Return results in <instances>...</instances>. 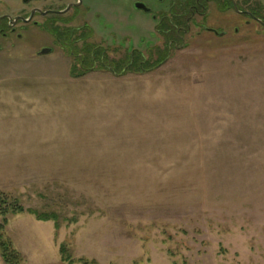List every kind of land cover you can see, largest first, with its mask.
I'll use <instances>...</instances> for the list:
<instances>
[{"label": "rangeland", "instance_id": "374dc122", "mask_svg": "<svg viewBox=\"0 0 264 264\" xmlns=\"http://www.w3.org/2000/svg\"><path fill=\"white\" fill-rule=\"evenodd\" d=\"M15 1L0 0V14H15L22 6ZM81 1L92 12L71 9L62 17L68 25L55 28L75 38L88 34L87 43L102 44L115 59L130 53L129 44H163L156 21L134 0ZM144 1L154 13L170 6ZM236 2L260 7L264 17V0ZM49 3L32 5L46 10ZM208 6L207 16L182 32L183 46L146 73L97 69L74 79L72 55L45 25L0 40V212H8L0 213V225L7 219L3 233L23 264L28 256L9 224L39 220L30 210L57 217L34 228L35 237L54 226L53 246L40 237L48 255L34 264H68L62 244L74 264H264V26L214 1ZM46 47L54 52L38 53ZM115 78L127 97L139 98L142 89L143 102L131 99L136 106L128 112L122 103L116 112H88L89 120L107 124L103 131L102 122L94 129L84 121L79 131L71 122L66 131L34 132V112L62 118L75 86ZM14 205L24 211L10 212Z\"/></svg>", "mask_w": 264, "mask_h": 264}, {"label": "flooded vegetation", "instance_id": "af4514ba", "mask_svg": "<svg viewBox=\"0 0 264 264\" xmlns=\"http://www.w3.org/2000/svg\"><path fill=\"white\" fill-rule=\"evenodd\" d=\"M11 1L14 2V0H9V2H11ZM19 1L17 3L15 1V3L17 5L20 4L22 6H19V9L17 10V12H15V14H12L10 12H4V11H3V13L1 12V14H0V40L11 38V36H13V35H16L18 38L21 39L25 36L22 31L23 30L27 31L29 29L30 25H32V26H34V25H37V26L45 25V27L48 29V30L47 29L46 30L51 33L53 43H55V45L61 47L64 52H67L70 55H72V57L74 59V63L76 62L75 61V59H76L75 51L77 50V45H81L80 48H78L79 50L84 49L86 47V44L94 45L95 47H102V48L106 49V47H104L102 44L96 45L95 43H87L85 40L86 35H84V34H83V36H79V37L75 38L73 35H71L72 33H70V31H68V29L64 30V32H63L64 28H61V27L55 28V24H57V23L63 24L65 26L68 25V23H66V20L62 17L71 9L79 12V11H81L82 8H84V9H88L90 12H92L88 7H84L82 5L81 0H77V1L70 0V2L67 5L59 7V8H52V6L61 0H49L51 3H49V6H47L48 8L46 10H41L39 7L32 5L35 1H38V0H19ZM39 1L45 2L48 0H39ZM158 1L162 2L164 0H158ZM169 1H170V6L168 8V11L167 12L162 11L159 13H154V8H152L149 5V3H147L144 0H134L133 1V6L135 8H136L137 2L145 3L147 5V7L150 8L149 12H146V11L138 9V8H136V9L141 11V12L150 14L152 19L156 21L155 32L159 37H161L163 44L157 45V44L153 43V45H151L146 50H140V48L134 46V44H132V45L129 44L128 47L129 48L131 47V48H130V53H128V54H132L135 51H139L143 55H145V57H148L151 49L154 50V48H157V47L161 48V49H165L166 46H168L170 49V52L173 55V52H175L177 50V48L180 47V44H182V46L184 44V37L185 36L183 35L182 32H184V33L188 32L190 27H191V24H194V25L197 24V20L195 18L196 16H198V15H200L202 17L207 16L208 10H209L208 3L212 2V1H214L217 8H219V10H221V11L226 10V9H231L230 6L226 9L225 8L223 9L221 7V5H223L225 2H228L230 5H232V8L234 10H236L239 14L246 15V16L250 17L252 20L257 21L262 26H264V17H263V15L260 14V12L254 13L252 10L250 11V10L243 9V8H241L240 3L236 2V0H196L195 4H192L191 6H189V8H188V10H190L189 14H187L185 12L184 14L179 13L176 15L171 13L172 5L174 4V2L176 4H178L179 2L180 3L186 2V0H169ZM238 5L240 6V8ZM11 7H12L11 3H9L7 11L11 10ZM236 7H237V9H236ZM181 8H182V5H181ZM36 15L44 16L46 18V21H48V22L45 21V23H40V22L34 21V17ZM175 16H177V17L180 16L179 20L181 19V17L184 16L185 20H186V26L183 24H180V25L176 24L174 21ZM166 23L172 24L173 27L175 28V31H172L173 29L171 30V29L164 28V24H166ZM160 26H163L161 28L162 32H161V29L159 30ZM202 27H204V26H202ZM210 31H212V30H210ZM212 32H215V30H213ZM222 34L223 33H221L220 35H222ZM165 35L169 36L168 41H166ZM2 49H3V47L0 44V51ZM45 49H50V52L48 54H51L52 52H54L53 47H46ZM41 51L42 50H40L38 53H41ZM106 52H107V49H106ZM48 54H46V55H48ZM170 58H168V60ZM163 64H161L159 67H161Z\"/></svg>", "mask_w": 264, "mask_h": 264}, {"label": "crops", "instance_id": "0c3cea01", "mask_svg": "<svg viewBox=\"0 0 264 264\" xmlns=\"http://www.w3.org/2000/svg\"><path fill=\"white\" fill-rule=\"evenodd\" d=\"M74 79H81V78H74ZM78 81V80H75ZM121 79L115 80H107L102 81L101 79L97 80L95 79L92 81V85L87 87H79V89L75 88L73 89V92L69 93V104L70 106H66L71 109V112H61L64 113L62 118H58L59 112H34V122L37 125H34V132L40 131V132H60V131H66V128L70 127V123L72 122L76 126L80 127H74L72 128L74 130H81L82 123L85 121V124H88V126H93V128L98 122H102L101 125L98 127H106L107 124L101 121L99 118L97 120L88 119V112H94L98 110L100 107L102 112H116V107L120 106V103H122V110L121 112H128L126 111V107L128 105L136 106L133 101L139 102L140 104L143 102L142 97V89H138L140 96L139 98L135 97V95H132V97H127L128 90L123 85H120L119 82ZM112 85H106V83H110ZM123 84V83H122ZM135 84V81H134ZM78 90V91H77ZM77 91L78 94H75ZM68 97V96H66ZM65 97V99H66ZM131 99L133 101H131ZM129 101V102H128ZM131 101V102H130ZM119 104L116 106V104ZM138 103V105H139ZM88 108V109H86ZM134 108V107H133ZM139 109L136 110L139 112L141 109V106L138 107ZM135 110V108H134ZM133 110V111H134ZM87 112V114L85 113ZM97 112V111H96ZM141 112V111H140ZM85 114V116H84ZM73 116L71 118V121H69L70 116ZM44 116V117H43ZM96 116V115H95ZM69 117V118H68ZM66 118V119H65ZM94 120V121H93ZM43 123V125L41 124ZM66 123V124H65ZM62 124L65 126L62 127ZM38 125H41L43 127L39 128ZM99 128L97 130L103 131L104 129ZM95 129V128H94ZM69 130V129H67ZM93 130V129H90ZM105 131H108L105 129ZM49 225V221H39L34 219H28V218H20V220H15L14 222H11L9 224L10 227L14 228L13 233L15 236V242L16 246L20 249H22L27 254L26 264H34V258L35 259H46L45 255L46 252V246L45 248L39 247L40 241L42 239L47 242V246H53V236H54V226H50V233L46 232L45 234L40 233L38 236L34 237V228H41L42 230ZM52 233V238L50 241V234ZM42 234V235H41ZM40 237L42 239H40ZM50 242V243H49ZM45 245V244H43ZM48 255V254H47ZM39 259V260H42ZM0 264H6L4 259L2 258L0 254Z\"/></svg>", "mask_w": 264, "mask_h": 264}, {"label": "trees", "instance_id": "16d2710c", "mask_svg": "<svg viewBox=\"0 0 264 264\" xmlns=\"http://www.w3.org/2000/svg\"><path fill=\"white\" fill-rule=\"evenodd\" d=\"M246 1L247 0H245V3ZM195 2L196 0H186V2L183 3L179 2L178 4L174 2L171 8V13L176 15L179 13L184 14L186 12L187 14H189L190 10H188V8L192 4H195ZM229 6L232 8V5H230L228 2H225L223 5H221L223 9L228 8ZM259 9L260 7L258 8L251 7V10L254 13H259L260 12ZM179 17L175 16L174 19L175 23L178 25L183 24L186 26L185 17L184 16H183L184 18L181 17L180 20ZM166 24H164V28L171 30L173 29L172 31H175V28L173 27L172 24H168V23ZM162 27L163 26H160L159 30ZM165 36H166V41H168L169 36L168 35ZM75 54H76V59H75L76 62L72 65L70 70V73L73 77H82L87 73L97 69L110 71L117 76L126 75L128 73H146L157 69L161 64L167 61L168 58H170L172 55L169 47L166 46L165 49H161L158 47L154 48V50L151 49L148 57H145V55H143L139 51H135L132 54H126L121 58L115 59L109 57L105 48L95 47L94 45H89V44H86V47L84 49L79 50L77 48ZM2 195L3 194H0V198L2 197ZM23 211L24 208L22 206L14 205L10 212L19 213ZM29 212L34 213L37 219L39 220L46 221L50 219H54V220L57 219L55 214H41L38 213V211L36 210H30ZM0 213L4 214L5 216L7 215L8 212L6 210L3 211L2 209V212ZM7 223H8L7 219H4L3 224L0 225V254L6 264H23V258L21 254L13 247L14 245L12 243V240L6 238V236L3 233V230ZM61 251H62L63 260L68 264H74V259H72V255L69 251V248L66 245L62 244ZM82 261H84V264H90L92 262H94V264H97L95 261L89 262L85 258L82 259Z\"/></svg>", "mask_w": 264, "mask_h": 264}, {"label": "water", "instance_id": "95a60500", "mask_svg": "<svg viewBox=\"0 0 264 264\" xmlns=\"http://www.w3.org/2000/svg\"><path fill=\"white\" fill-rule=\"evenodd\" d=\"M136 8L141 9V10H144L146 12H149L150 11V8H148L147 5L145 3H142V2H137L136 3ZM236 9H237V7H236ZM49 52H50V49H43L41 51V54H48Z\"/></svg>", "mask_w": 264, "mask_h": 264}]
</instances>
